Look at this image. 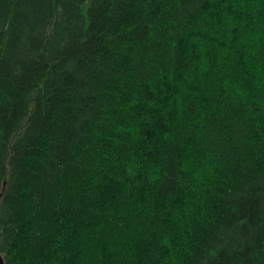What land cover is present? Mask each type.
Returning <instances> with one entry per match:
<instances>
[{
    "label": "trees",
    "instance_id": "1",
    "mask_svg": "<svg viewBox=\"0 0 264 264\" xmlns=\"http://www.w3.org/2000/svg\"><path fill=\"white\" fill-rule=\"evenodd\" d=\"M5 264H264V0H0Z\"/></svg>",
    "mask_w": 264,
    "mask_h": 264
},
{
    "label": "water",
    "instance_id": "2",
    "mask_svg": "<svg viewBox=\"0 0 264 264\" xmlns=\"http://www.w3.org/2000/svg\"><path fill=\"white\" fill-rule=\"evenodd\" d=\"M2 196H3V194H0V201L2 199ZM0 264H5V261H4V258H3L2 254H1V252H0Z\"/></svg>",
    "mask_w": 264,
    "mask_h": 264
}]
</instances>
